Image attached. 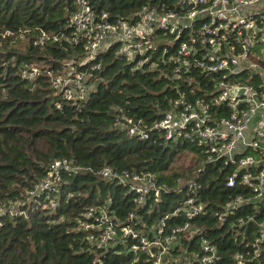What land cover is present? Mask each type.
<instances>
[{"label":"trees","instance_id":"16d2710c","mask_svg":"<svg viewBox=\"0 0 264 264\" xmlns=\"http://www.w3.org/2000/svg\"><path fill=\"white\" fill-rule=\"evenodd\" d=\"M87 3L94 12L106 13L109 22L128 21L147 5L177 9V0ZM74 9V0H0V264H152L153 243L158 240L165 247L164 238L183 226L187 228L174 233L160 264H185L184 257L190 255L199 258L201 242L213 249V264L249 259L245 253L256 238L263 201L250 202L253 196L246 187H225L234 167L207 157L203 145L186 139L166 141L159 130L149 132L144 141L128 137L117 122L123 115L148 129L180 97L187 103H207L214 80L221 77H205L195 69L174 77L175 65L168 59L175 55L177 42L162 43L160 32L154 50L136 71L131 70L133 63L115 56L116 45L80 66L83 46L64 42L70 34L66 20ZM39 31L55 35L57 41L33 46ZM69 62L81 73L92 64L101 66L91 71L92 91L82 107L55 96L50 85ZM30 69L37 74L22 77L21 71ZM225 80L244 83L245 76ZM253 82L255 76L250 77ZM210 112L217 117L226 111L219 106ZM246 154L257 156L249 149ZM63 159L76 170L61 172L58 194L50 196L54 207L45 208L43 196L28 193L53 161ZM104 168L118 175H151L157 197L149 190L144 203L136 204L138 196L127 185L100 175ZM237 197L248 202L224 210ZM187 201L200 204L201 211L186 217ZM11 206L14 215L7 212ZM91 207H103L114 224L129 226L137 238L100 244L98 230L81 227ZM141 239L146 243L142 250ZM256 249L258 258L251 264H264V244Z\"/></svg>","mask_w":264,"mask_h":264},{"label":"built area","instance_id":"2783aa9c","mask_svg":"<svg viewBox=\"0 0 264 264\" xmlns=\"http://www.w3.org/2000/svg\"><path fill=\"white\" fill-rule=\"evenodd\" d=\"M74 3L75 9L66 20L70 34L64 42L71 46H83L85 58L80 66H88L97 54L116 45L115 56L133 63L131 70L136 71L147 61L149 50H154L155 34L160 32L162 43L170 46L177 42L175 55L168 59L175 65L174 77L191 69L205 77L215 74L221 77V80L216 78V83H212L213 93H209L212 97L208 98L207 103L198 99L187 103L180 97L172 102L170 111L165 112L159 122L148 129L123 115L117 122L121 123L128 137L144 141L149 132L159 130L166 141L186 139L195 142L198 147L203 145L207 157L213 156L215 160L221 159L223 165L234 167L233 174L225 181V187H246L253 196L250 202L258 204L263 201L262 218L255 224L256 238L248 244L252 248L245 253L249 259L236 257L233 261V264H243L242 261L251 264L258 258L256 247L264 244V0H177L175 10H164L162 6L155 9L147 5L128 21L117 19L110 22L106 13L94 12L87 0H74ZM39 32L33 46L57 41L55 35L48 37L44 32ZM100 67L99 64H92L88 71L81 73L71 62L66 63L62 75L50 80L53 94L72 106L82 107L92 91V85L88 83L91 71H98ZM240 73H244V83L225 80ZM36 74V69L21 71L22 77L26 78ZM251 76H255L253 83H250ZM238 90H241L240 94L236 93ZM219 106L226 112L216 117L210 109ZM245 149L256 152L257 156L244 155ZM75 170L65 159L53 161L44 178L28 195L43 196L47 202L45 208L52 209L54 202L50 196L58 194L61 172ZM100 175L127 185L138 196V205L144 203L143 196L149 190L154 191V198L157 197L158 189L153 188L154 178L149 174L137 176L121 172L118 175L104 168ZM246 202L248 200L237 197L227 203L224 210L240 207ZM186 205L188 208L183 210L186 217H192L202 209L200 204L191 201H187ZM13 210L11 206L7 212L14 215ZM3 212L4 209L0 208V214ZM83 217L85 223L81 227L83 230H98L100 244L126 237L137 238L129 226L114 224L103 207L88 208ZM186 228L183 226L164 238L165 247L158 240L153 243L156 253L149 255L153 259L152 264H160L174 233ZM88 240H93V237L89 236ZM140 243L142 250L146 243L143 239ZM199 251V258L185 256V264H213L214 251L206 242L200 243ZM172 263L176 264V261Z\"/></svg>","mask_w":264,"mask_h":264},{"label":"water","instance_id":"95a60500","mask_svg":"<svg viewBox=\"0 0 264 264\" xmlns=\"http://www.w3.org/2000/svg\"><path fill=\"white\" fill-rule=\"evenodd\" d=\"M237 94L241 93V90L236 91ZM240 95H237V97H239Z\"/></svg>","mask_w":264,"mask_h":264}]
</instances>
